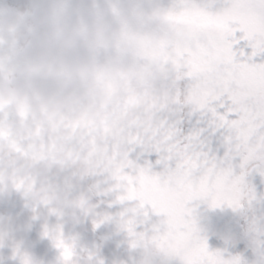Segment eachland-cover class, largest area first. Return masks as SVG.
Wrapping results in <instances>:
<instances>
[{
  "label": "snow or ice",
  "instance_id": "obj_1",
  "mask_svg": "<svg viewBox=\"0 0 264 264\" xmlns=\"http://www.w3.org/2000/svg\"><path fill=\"white\" fill-rule=\"evenodd\" d=\"M107 12L116 28L114 50L168 47L178 56L165 66L168 102L142 120L125 119L122 147L109 141L104 170L90 182L97 210L83 231L25 207L27 234L7 245L0 239V251L8 249L0 264H66L62 245L79 251L89 236L95 239L86 249L88 264H116L104 254L114 241L118 248L143 244L163 264H264V0L137 3L131 16L113 0ZM187 16L227 19L222 45L214 31L175 22ZM146 188L183 197L169 206L147 197ZM177 213L191 218L195 242L163 246L177 237ZM217 213L237 223L224 233ZM41 245L51 261L37 254Z\"/></svg>",
  "mask_w": 264,
  "mask_h": 264
},
{
  "label": "rangeland",
  "instance_id": "obj_2",
  "mask_svg": "<svg viewBox=\"0 0 264 264\" xmlns=\"http://www.w3.org/2000/svg\"><path fill=\"white\" fill-rule=\"evenodd\" d=\"M151 1L149 0V3ZM156 1L154 0L155 3ZM180 20H182L178 22L180 24L185 22L186 25L193 27L196 25L190 23L201 24L197 27L211 31L213 28L206 25L221 27L228 25L229 22L227 19L210 21L200 16H187ZM221 37L219 34L218 47L223 43ZM170 61L178 62V56H173L168 47L159 50L139 49L138 62L143 82L135 81L123 87L107 90L90 85L89 88L94 95L91 97L87 88L88 103L83 107H77L71 116L48 108L38 111L30 102L17 104L10 97L0 94V103H4L0 107V190H3L5 185L18 189L21 194L27 196L41 220L47 221L50 215L55 214L64 219L70 228L76 227L83 231L85 222L81 210L89 217L95 214L97 197L89 201L88 196L84 194L87 189H82L77 181L62 172V166L70 163L73 169L95 173L96 178L99 177L104 170L109 141L122 147L128 138L121 135L118 119L138 117L142 120L156 105L163 106L168 102L170 86L163 76L165 66ZM93 100H98L99 103L95 105L106 107L107 112L100 121L88 129L86 135L91 123L89 114L96 112L88 106ZM100 114L102 111L98 113ZM47 120L52 122L48 124ZM31 126H35L34 129H28ZM25 128L27 130L24 134ZM50 128L51 131H48ZM58 131L63 135L60 148H66L68 151L54 147H57L56 140H53ZM41 165L47 166L44 171L40 170ZM148 189L150 190L145 191V195L159 202L163 190ZM173 195V200L167 205L178 206L183 193L174 192ZM15 199L20 200V196L15 195ZM70 204L74 207L75 214L65 215L62 209ZM5 213L13 215L24 213L28 219V212L23 210L22 200L16 201L14 206L0 202V215ZM185 219L184 215L177 213L172 227L178 238L161 241L163 246L187 247L195 242V230L190 224H185ZM217 219L223 221L222 227L227 231L237 223L230 214L217 213L215 220ZM31 235L34 239L35 232ZM94 239L89 236V241L85 242L79 251L70 244H63L62 257L66 264L74 259L79 261V264L85 262L88 264L91 255L86 249L91 246L90 242ZM117 243L118 241H114L105 248L104 254L108 259H112L113 253L121 248L117 247ZM36 252L40 256H53L46 251L45 245L37 247ZM196 255L202 260L211 259L202 251H197Z\"/></svg>",
  "mask_w": 264,
  "mask_h": 264
},
{
  "label": "clouds",
  "instance_id": "obj_3",
  "mask_svg": "<svg viewBox=\"0 0 264 264\" xmlns=\"http://www.w3.org/2000/svg\"><path fill=\"white\" fill-rule=\"evenodd\" d=\"M135 6H123L124 13L131 16ZM115 47V23L107 6L99 0H0V94L17 104L30 102L38 111L48 108L71 116L77 107L89 101L86 76L105 58H110ZM46 167L41 165L40 170ZM61 171L87 189L84 194L89 201L95 199L90 182L97 174L73 169L70 163L62 166ZM21 200L23 210L26 207L35 211L18 189L5 185L0 190V202L14 206ZM62 211L65 215L75 214L71 204ZM24 213L0 215V239L6 245L13 236L27 234L28 219ZM81 214L86 222L89 216L83 210ZM185 224L195 230L190 217L185 219ZM215 224L227 233L221 219ZM7 256L5 247L0 257L7 261ZM44 257L53 259V256ZM110 260L116 264H163L164 258L150 254L141 244L135 249L121 247Z\"/></svg>",
  "mask_w": 264,
  "mask_h": 264
}]
</instances>
